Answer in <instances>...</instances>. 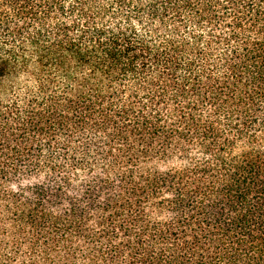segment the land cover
I'll use <instances>...</instances> for the list:
<instances>
[{
	"label": "trees",
	"instance_id": "16d2710c",
	"mask_svg": "<svg viewBox=\"0 0 264 264\" xmlns=\"http://www.w3.org/2000/svg\"><path fill=\"white\" fill-rule=\"evenodd\" d=\"M0 264H264V0H0Z\"/></svg>",
	"mask_w": 264,
	"mask_h": 264
}]
</instances>
